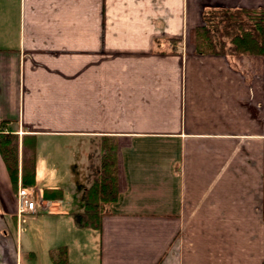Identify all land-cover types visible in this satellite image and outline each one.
<instances>
[{
	"label": "crops",
	"instance_id": "1",
	"mask_svg": "<svg viewBox=\"0 0 264 264\" xmlns=\"http://www.w3.org/2000/svg\"><path fill=\"white\" fill-rule=\"evenodd\" d=\"M219 6L264 0H0V132L18 133L20 168L23 136L36 142L23 221L21 174L15 186L0 150V264H52L63 245L68 264L73 251L82 264H264V54L197 51ZM105 137L119 197L100 228L79 226L82 170L95 177L90 145Z\"/></svg>",
	"mask_w": 264,
	"mask_h": 264
},
{
	"label": "trees",
	"instance_id": "2",
	"mask_svg": "<svg viewBox=\"0 0 264 264\" xmlns=\"http://www.w3.org/2000/svg\"><path fill=\"white\" fill-rule=\"evenodd\" d=\"M241 14L247 17V21L240 19V22L233 24ZM222 18L230 21L224 24L226 35L231 38L232 47L227 51L224 40L219 44L214 39L220 23L214 25L213 20ZM236 25V26H235ZM221 26V27H224ZM196 49L201 53H236V54H264V8L244 7H207L203 12V24L196 28ZM30 146L26 143V136L22 139V164L20 168V137L15 132H0V150L5 160L11 178L15 186L21 174V181L24 187H32L36 183L35 153L36 142L34 135L31 136ZM103 154L101 164L90 187L84 191L85 207L82 211L74 214L79 226L100 228L101 217L105 206L119 197L118 187V145L114 138H103ZM58 188H46L48 191ZM50 258L53 264H68L67 247L59 246L50 251Z\"/></svg>",
	"mask_w": 264,
	"mask_h": 264
},
{
	"label": "rangeland",
	"instance_id": "3",
	"mask_svg": "<svg viewBox=\"0 0 264 264\" xmlns=\"http://www.w3.org/2000/svg\"><path fill=\"white\" fill-rule=\"evenodd\" d=\"M204 12V11H203ZM223 18V17H222ZM222 18H218V19H215V20H213V23H214V25H217V22L218 21H222ZM240 19H242V20H248L247 19V17L244 15V14H241L239 17H237L236 19H231L232 21H234L233 22V24H237V23H239L240 22ZM223 21H224V23H220V27H219V29L218 30H220V28H222L220 31H216V34L214 35L215 37H214V39H215V41L217 42V44H219L220 43V41H222V40H224V41H226L225 42V45H226V47H227V51H229L230 49H231V45H232V43L230 42L231 41V38L229 37V36H227L226 35V30H225V26H224V24H226L227 22L230 24V21L229 20H227V17L225 18V20L223 19ZM222 21V22H223ZM237 22V23H236ZM221 26H224V27H221ZM236 26V25H235ZM196 39H197V34H196V30H195V41H196ZM236 54V53H235ZM55 143H57V144H53L52 145V147L53 148H55L54 150L55 151H58V150H60L61 148H63V147H65L60 141H55ZM104 143L105 144H107L108 142H105L104 141V139H98L97 141H95L93 144H91L90 145V147L92 148L91 149V154L92 155H95L96 154V152H97V149H98V154H99V160L98 161H94V164H95V166H100V164H101V155L103 154V146H104ZM66 148H67V146H66ZM53 150V149H52ZM88 169V168H87ZM82 170V174H85V175H87L86 176V178L88 179L89 178V181L90 182H93V180H94V175L93 176H91L92 174H93V171L91 170V168L90 169H88V170ZM89 175V176H88ZM85 177V176H84ZM92 184V183H91ZM50 238V241H52V243L55 241V239H52L51 237H49ZM96 250V249H95ZM94 250V251H95ZM97 251V250H96ZM93 252V251H92ZM95 253V252H94ZM94 255V256H93ZM84 260H86V263H84V264H98L99 263V260L97 259V254H90L89 253V256L87 257V258H85ZM71 261H72V264H82V259H81V257H80V255L78 254V252L77 251H73L72 253H71ZM51 263L53 264V262H52V260H51Z\"/></svg>",
	"mask_w": 264,
	"mask_h": 264
},
{
	"label": "built area",
	"instance_id": "4",
	"mask_svg": "<svg viewBox=\"0 0 264 264\" xmlns=\"http://www.w3.org/2000/svg\"><path fill=\"white\" fill-rule=\"evenodd\" d=\"M31 191L24 186H20L17 192L18 199V217L20 220H24L23 215L28 212H32L35 210V201L31 196Z\"/></svg>",
	"mask_w": 264,
	"mask_h": 264
}]
</instances>
